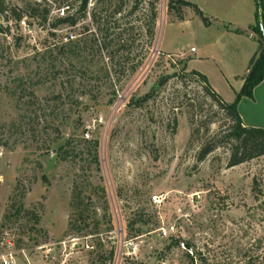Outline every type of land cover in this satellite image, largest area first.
Listing matches in <instances>:
<instances>
[{
    "label": "rangeland",
    "instance_id": "obj_1",
    "mask_svg": "<svg viewBox=\"0 0 264 264\" xmlns=\"http://www.w3.org/2000/svg\"><path fill=\"white\" fill-rule=\"evenodd\" d=\"M50 1L43 7L69 6L68 16L79 6V0ZM167 1L157 4L159 46L156 32L150 45L136 31L109 53L100 51L91 19L103 12L101 0L89 1L78 25L56 28L57 15L42 26L27 15L35 1L22 4L30 33L0 14L7 30L0 31V257L13 250L16 264H52L50 256L61 261L68 241L67 264H101L100 256L107 264L118 246L116 264H264V157L227 167L229 147L219 142L229 123L188 75L206 64L189 71L179 58L195 59L190 49L198 43L169 39L179 52L161 53L171 22ZM69 35L80 44L75 53L62 49ZM119 45L124 49L117 51ZM215 144L200 161L202 146ZM75 187L88 229L68 235ZM154 196L163 202L153 204ZM88 237L94 252L72 250L70 240Z\"/></svg>",
    "mask_w": 264,
    "mask_h": 264
},
{
    "label": "trees",
    "instance_id": "obj_2",
    "mask_svg": "<svg viewBox=\"0 0 264 264\" xmlns=\"http://www.w3.org/2000/svg\"><path fill=\"white\" fill-rule=\"evenodd\" d=\"M90 0H79L78 10L72 16H66L62 19H57L53 24V28H56L61 25L76 26L78 23L85 19L88 13V4ZM104 4V10L94 11L91 13V19L93 23L97 26L98 38L99 40L100 51H108L112 47L115 41L118 44L122 41L123 35L128 33L139 32L140 35L143 32L145 37H148L149 44L151 45L154 41L156 26L158 21V11L157 4L158 0H132L131 6H127L124 0H118V4L112 8L113 0H101ZM107 4L110 2V4ZM45 4V3H44ZM263 5V24H264V0H262ZM140 9H146V12L143 11L141 15L135 18ZM186 9L191 10L194 14L199 17L205 26H211L214 23L212 18L207 17L200 8L188 1L185 0H168L167 1V13L170 16L174 17L178 21L184 19V12ZM23 12L19 8L12 7L5 3L4 0H0V14L3 17H8L11 15L17 23L23 18ZM33 19H40L41 25L46 26L50 10L47 7H43V3H35L30 11H27ZM119 16V18H117ZM136 19V20H133ZM135 21H138L139 25L134 26ZM132 24V25H131ZM224 28L227 31H232L235 34H245L252 32L256 35V40L258 42V50L253 55L250 60L248 73L244 78V84L241 90L236 94V99L233 103L229 104L224 102V100L213 90L210 86L206 76L202 75L199 72L191 71L188 73L189 76L197 79L202 85L206 95L214 102V104L225 114L226 119L229 123L228 130L226 132L225 142H219V146L226 143L229 147V158L227 162L228 168L237 167L245 163L251 162L253 160L264 157V129L261 128H248L243 125V121L238 112V105L242 99L247 98L250 100L254 99V90L264 81V37L260 30L258 23V12L256 14V25L250 27L248 30L240 29H231L229 25H224ZM120 30L117 32V30ZM0 31H7L0 26ZM55 36V34H51ZM85 44V43H84ZM83 44V45H84ZM117 44V45H118ZM80 44H75L68 42L65 44L62 49H70L72 53H75L76 50H79ZM124 46L119 45L117 51L123 50ZM111 55V53H110ZM186 67V65H184ZM186 71V70H184ZM165 79V81H167ZM163 85V81L160 83ZM152 94H149L145 99H149ZM142 101V100H141ZM195 134V130L192 132L191 137ZM93 147L95 150L98 147V142H94ZM218 145V144H217ZM217 145H204L201 148L199 153V160H204L209 154H211L217 147ZM65 155H68L65 152ZM95 156V160H96ZM84 198L82 192L75 187L72 192V199L70 203V215L67 227V234L73 232L82 233L85 229H88V218L85 216L87 214V209L85 207ZM22 211V207L17 209V213ZM31 214L30 212H26ZM135 223H130L131 229L133 230ZM136 233L135 237L141 236L142 232L140 229L134 230ZM173 245H180L179 241H174ZM114 250H110L107 256V263L113 261ZM101 264H106L104 256H100L99 259Z\"/></svg>",
    "mask_w": 264,
    "mask_h": 264
},
{
    "label": "crops",
    "instance_id": "obj_3",
    "mask_svg": "<svg viewBox=\"0 0 264 264\" xmlns=\"http://www.w3.org/2000/svg\"><path fill=\"white\" fill-rule=\"evenodd\" d=\"M185 1L197 5L207 17L214 20V23L205 26L189 9L185 10L182 21L171 16L167 32L168 41L162 40L160 46L164 50L162 49L161 53L169 56L172 52H179L178 47L172 49L173 45L169 44V39L176 43L192 40L197 42L198 49H190L191 52L195 50L192 53L198 54L197 57L192 59L190 55L184 54L186 58L180 59L186 61L189 71L192 64H206L200 71H194L206 76L213 90L224 102L231 104L241 90L250 60L258 50L256 35L248 30L256 25L258 4L255 0ZM224 25H229L233 30H248V33L235 34L227 31ZM160 26L158 23L156 30L158 46ZM181 48L185 50L184 45ZM238 112L245 127L264 129V81L255 88L253 100L242 99L238 105Z\"/></svg>",
    "mask_w": 264,
    "mask_h": 264
},
{
    "label": "built area",
    "instance_id": "obj_4",
    "mask_svg": "<svg viewBox=\"0 0 264 264\" xmlns=\"http://www.w3.org/2000/svg\"><path fill=\"white\" fill-rule=\"evenodd\" d=\"M4 1H5L6 4H8V5L12 6V7L21 9L20 7H21L22 4H25V3L30 4V1H32V0H4ZM33 1H35V3H39V4L46 3V2L51 3L50 0H33ZM68 9H69V6L62 7V8H59V9H57V8L51 9L49 18H51L54 14L57 15V19L65 18L67 16V12H68L67 10ZM49 20H51V19H49ZM18 25L24 31H28L29 33L31 32V28L27 24L26 19L22 18L18 22ZM74 39H75V37L73 35H69V36H66L64 38V41H65V43H68V42H70V41H72ZM194 51L195 50L193 49L192 52H194ZM179 58H181V57H179ZM86 137L87 138L89 137L88 133H86ZM152 201H153V204L160 205L163 202V198H161V196H154L152 198ZM164 236L167 237V233L166 232H164ZM88 239H91V237L86 238V240H87L86 242H83L84 239L83 240H81V239H72V240L69 241V243H71V248H72L73 251L84 249V250H88L90 252H94L96 246L93 245L92 243H87ZM122 240H121V238H119L118 242L122 241L123 245H124V243H125L124 237H122ZM67 242H63V244H62V246L64 247L65 250L62 253V256H61L62 260L61 261H59L57 258H55V255L50 256V260H51L52 264H67L68 258L70 256V254L66 253V244H67ZM118 242L115 241V242H113V244H116V246H117ZM1 243H2V245H8V249L9 248L11 249L14 246V244L11 241H9V240H7V241L5 240V242H1ZM102 243H103V241H102ZM128 245L131 247L132 250H135V251L138 250V248H139V245L137 243H134V242H130ZM181 246H182V248L185 249V245L184 244H181ZM116 249H119V246H118V248H115V249L112 248V250H114L113 258L115 257V253H116L115 250ZM52 252H53L52 249L47 251V253H52ZM15 254L16 253L13 250H9L6 254H4V255H2V257H0V264H16V255ZM114 260H115V264H116V262H117V258L116 257L113 259L112 262L107 263V264H112L114 262Z\"/></svg>",
    "mask_w": 264,
    "mask_h": 264
},
{
    "label": "water",
    "instance_id": "obj_5",
    "mask_svg": "<svg viewBox=\"0 0 264 264\" xmlns=\"http://www.w3.org/2000/svg\"><path fill=\"white\" fill-rule=\"evenodd\" d=\"M258 4V23L260 26V30L262 32V35L264 37V24H263V5L262 0H255Z\"/></svg>",
    "mask_w": 264,
    "mask_h": 264
}]
</instances>
